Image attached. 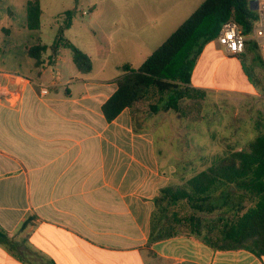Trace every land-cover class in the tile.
<instances>
[{"label": "crops", "instance_id": "0c3cea01", "mask_svg": "<svg viewBox=\"0 0 264 264\" xmlns=\"http://www.w3.org/2000/svg\"><path fill=\"white\" fill-rule=\"evenodd\" d=\"M28 1L0 0V81L5 86L0 94V232L6 236L0 237V264H264V257L247 250H216L187 233L150 242L159 190L183 185L213 160L199 170L193 160L162 166L161 157L173 149L172 136L185 134L188 124L179 112L170 122L172 110L146 113L141 105L153 106L147 100L155 94L108 122L102 106L122 73L101 76L109 64L105 57L102 68L80 75L76 66H63L64 48L50 65L54 41L44 39V7L62 6L54 15L64 20V13L76 8L73 0H39L41 27L31 30ZM203 1L131 0L130 18L116 20L122 31L115 34V46L133 53V59L122 58L114 67L138 68ZM87 11L81 14L97 10ZM54 28L55 40L60 27ZM155 39L163 41L154 45ZM39 43L48 49L36 67L27 49ZM191 85L206 93L217 90L194 80ZM11 91L20 92L16 106L6 100ZM136 110L142 126L136 124ZM185 206L180 201L169 209L181 208L187 215Z\"/></svg>", "mask_w": 264, "mask_h": 264}, {"label": "trees", "instance_id": "16d2710c", "mask_svg": "<svg viewBox=\"0 0 264 264\" xmlns=\"http://www.w3.org/2000/svg\"><path fill=\"white\" fill-rule=\"evenodd\" d=\"M251 1L204 0L138 68L122 65L117 89L102 106L106 120L113 121L124 109L153 94L159 96L158 104L152 106L154 113L180 112L183 101L205 98L204 90L191 85L197 59L204 47L217 38L226 22L237 23L243 35H251L258 17L250 6ZM26 9L27 28L40 29L39 0L28 1ZM73 14L74 11L64 13L65 25L50 46L49 64H54L61 48H69L79 74L87 75L93 71L91 58L63 37L64 28L71 26ZM47 49L41 43L28 47V55L35 59L36 67L42 66ZM249 53L253 61L264 68V60L251 39L237 57L244 61ZM180 201L185 202L189 214L181 208L169 209ZM155 202L150 242L187 233L216 250L243 249L264 257V131L247 148L216 157L210 166L183 185L159 190ZM198 214L218 215L212 220ZM228 214L232 217H227ZM0 237L6 236L0 232Z\"/></svg>", "mask_w": 264, "mask_h": 264}, {"label": "rangeland", "instance_id": "374dc122", "mask_svg": "<svg viewBox=\"0 0 264 264\" xmlns=\"http://www.w3.org/2000/svg\"><path fill=\"white\" fill-rule=\"evenodd\" d=\"M130 1L70 2L76 9L70 28H64L63 37L86 53L96 70L102 68L104 58L108 57L109 64L105 73H100L103 77L122 73L121 68L114 67L118 60L133 59V53H123L115 46V34L122 31L120 27H115V23L118 16L125 20L130 18ZM114 6H117L118 10ZM92 7L97 11L91 16L81 14ZM44 8L42 20L44 39L55 42L54 27L61 28L65 25L62 14L54 15L62 6ZM161 41L163 39H155L153 44L157 45ZM62 51L63 66L75 68L71 50L64 48ZM191 80L211 86L213 89L217 87V90H207L205 98L191 99L183 103L179 113L187 120V132L172 136L173 149L169 156L161 157L163 167L172 160H193L196 161L195 169L199 170L209 165L216 157L223 156L231 150L247 148L249 143L264 131V68L253 61L252 54L242 61L227 54L224 49H219L217 43L212 42L206 48L200 68L192 75ZM249 92L257 94L251 95ZM153 97L147 101L157 105L159 98L157 95ZM145 104L141 106L146 107V113L150 114L152 106ZM179 113H172L170 122L176 121ZM134 118L137 125H143L141 114L137 110L134 111ZM184 121L182 119V122ZM188 173L191 172L188 170L187 175Z\"/></svg>", "mask_w": 264, "mask_h": 264}, {"label": "built area", "instance_id": "2783aa9c", "mask_svg": "<svg viewBox=\"0 0 264 264\" xmlns=\"http://www.w3.org/2000/svg\"><path fill=\"white\" fill-rule=\"evenodd\" d=\"M257 3V21L252 29L251 35L245 36L240 31L237 23L233 21L226 22L222 25L215 41L225 50V52L233 57H237L245 50V44L248 39L255 42L260 56L264 60V0H255ZM83 15H88V11H82ZM5 86L0 81V94L3 93ZM42 94H47L48 89L42 88ZM20 99V92H8L6 99L9 104L16 106Z\"/></svg>", "mask_w": 264, "mask_h": 264}, {"label": "water", "instance_id": "95a60500", "mask_svg": "<svg viewBox=\"0 0 264 264\" xmlns=\"http://www.w3.org/2000/svg\"><path fill=\"white\" fill-rule=\"evenodd\" d=\"M250 6H251V8H252L253 10H256V8H257V3H256V1H255V0H252L251 3H250Z\"/></svg>", "mask_w": 264, "mask_h": 264}]
</instances>
